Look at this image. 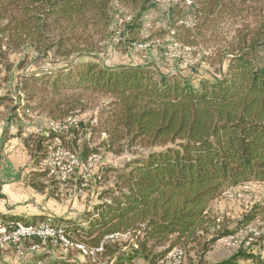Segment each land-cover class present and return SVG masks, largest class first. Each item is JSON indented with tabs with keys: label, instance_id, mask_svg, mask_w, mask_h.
<instances>
[{
	"label": "trees",
	"instance_id": "1",
	"mask_svg": "<svg viewBox=\"0 0 264 264\" xmlns=\"http://www.w3.org/2000/svg\"><path fill=\"white\" fill-rule=\"evenodd\" d=\"M123 1L129 2L0 0V40L40 44L49 26L64 25L72 33L99 26L109 18L110 3ZM149 1L142 0L139 11L149 8ZM210 1L208 13L221 8V0ZM17 89L22 97L15 100L14 109L22 100L24 109L40 107L52 120L76 115L71 111L81 105L85 93L108 95L119 106L114 120L126 134L161 147L132 157L116 170L113 185L82 213L85 224L61 222L76 241L90 247L103 242L101 254L108 264H137V259L139 264H158L177 245L196 242L198 231L206 232L208 226L220 230L208 212L210 202L225 188L250 180L264 182V57H256L248 47L230 55L225 74L201 82L199 88L148 65L107 66L87 60L25 75ZM65 90L72 95L62 93ZM37 96L41 97L35 103ZM49 138L40 136L34 145L24 139L35 162L43 159L38 152ZM90 152L94 151L84 147L79 154L85 158ZM255 215L253 211L245 221ZM119 233H129L132 243L105 239ZM42 259L37 255L33 264ZM47 264L70 262L60 258ZM217 264H264V258L239 249Z\"/></svg>",
	"mask_w": 264,
	"mask_h": 264
},
{
	"label": "rangeland",
	"instance_id": "2",
	"mask_svg": "<svg viewBox=\"0 0 264 264\" xmlns=\"http://www.w3.org/2000/svg\"><path fill=\"white\" fill-rule=\"evenodd\" d=\"M127 1L111 2L108 20L86 30L72 33L64 25L49 26L43 30L40 44L25 43L21 39L0 40V99L3 96L6 99L0 105L3 113L11 110L15 111L13 117L22 115L23 120H18L22 121L24 137L29 138L31 144L43 136L38 129L52 119L46 117L40 107L26 112L22 100L20 108H13L15 100L22 97L17 86L30 73L87 60L107 66L142 64L156 73L184 77L199 88L201 82L225 74L230 55L239 48L248 47L256 57H264V38L260 31L264 0H221V8L213 13L207 12L212 9L210 0H150L151 6L143 12L139 11L142 0H136L138 5L133 0ZM197 7L201 11H197ZM62 93L72 95L68 90ZM35 103L29 105L34 107ZM71 112L77 115L79 124L65 135V145L79 156L84 147L97 152L102 163L95 167L90 181L83 187L85 193H76L77 190L72 191V187L56 181H46L52 187V194H57L53 196V208L62 214L80 213L92 202L94 206L99 201L95 195L113 185L116 170L125 161L161 148L126 134L114 120L120 112L119 106L108 95L85 93L81 105ZM48 144L41 143L38 157L46 156ZM40 164L45 169L43 160ZM253 211L255 217L245 221ZM208 217L220 225L218 232L209 226L206 232L198 231L196 242L175 247L182 250L180 259L171 255L158 264H217L239 249L264 258V182L250 180L225 188L210 202ZM223 232L228 234L212 238ZM113 239L120 244L132 243L129 233H119ZM27 245L28 242H23L17 248L0 250V255L10 250L15 252L13 258L0 260V264H22L26 256L30 261ZM39 251L59 258L68 257L72 264H108L102 254L93 257L76 250L68 254L53 243ZM140 261L137 259L136 263Z\"/></svg>",
	"mask_w": 264,
	"mask_h": 264
},
{
	"label": "crops",
	"instance_id": "3",
	"mask_svg": "<svg viewBox=\"0 0 264 264\" xmlns=\"http://www.w3.org/2000/svg\"><path fill=\"white\" fill-rule=\"evenodd\" d=\"M1 103L3 102L0 100ZM3 109L0 105V216L7 221L19 219L30 222L50 215L60 222L79 219L78 223L85 224L82 213L90 210L94 203L81 209L80 213L62 214L53 208V196L57 194H52V187L46 183L50 179L39 174L42 171L41 160L35 162L25 146V128L22 121L18 120H23L22 115L19 114L21 118H16L13 117L15 111L6 109L7 113L5 110L3 113ZM62 185L72 187V191L77 190L76 193L86 192L80 187L78 175H73ZM14 253L12 250L5 251L1 253L0 260H9L14 257ZM30 254V261H27L29 256H26L27 258L21 261L22 264L35 263V257L39 254L43 255L42 261L46 264L60 258H66L72 264L70 258L52 256L47 251L37 250Z\"/></svg>",
	"mask_w": 264,
	"mask_h": 264
},
{
	"label": "built area",
	"instance_id": "4",
	"mask_svg": "<svg viewBox=\"0 0 264 264\" xmlns=\"http://www.w3.org/2000/svg\"><path fill=\"white\" fill-rule=\"evenodd\" d=\"M26 112H29L26 110ZM79 119L77 115H68L60 121L48 120L38 129L43 136H47L50 144L47 145L46 156L42 159L46 164L47 178L65 184L70 177L78 175L80 187L83 188L90 181L95 167L102 163V157L97 152L81 158L76 152L65 145V135L72 128H77ZM118 234H110L105 239H113ZM23 242H29L28 249L32 252L45 247L48 243L58 244L64 253L76 250L85 255L101 254L103 242L98 246H87L80 241L72 239L66 232L64 225L48 215L36 221L4 220L0 216V250L18 247ZM135 246V245H134ZM173 255L180 259L182 250L173 248L165 256L168 259ZM163 259V260H164ZM38 264H45L38 261Z\"/></svg>",
	"mask_w": 264,
	"mask_h": 264
}]
</instances>
